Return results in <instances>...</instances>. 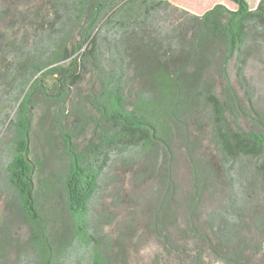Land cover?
Wrapping results in <instances>:
<instances>
[{"label":"trees","instance_id":"trees-1","mask_svg":"<svg viewBox=\"0 0 264 264\" xmlns=\"http://www.w3.org/2000/svg\"><path fill=\"white\" fill-rule=\"evenodd\" d=\"M228 1L201 15L168 0L0 3V191L27 229L12 261L0 237V264L113 262L105 192L127 170L152 183L166 259L264 264V109L248 74L264 69V0Z\"/></svg>","mask_w":264,"mask_h":264},{"label":"rangeland","instance_id":"rangeland-1","mask_svg":"<svg viewBox=\"0 0 264 264\" xmlns=\"http://www.w3.org/2000/svg\"><path fill=\"white\" fill-rule=\"evenodd\" d=\"M180 10H186L193 15H201L215 4H223L229 9H235V5L228 0H168ZM250 9H254L259 0H246ZM3 0H0V3ZM228 73L233 79V64L228 65ZM257 71L249 68L251 76V88L253 90L252 103L255 107L264 109V69ZM85 87V84H83ZM242 102L248 103L242 95ZM208 153L212 154L208 135L205 132L202 140ZM211 150V151H210ZM186 164L184 156L179 153L175 163L174 174L178 180L186 179ZM152 183L134 180L133 173L126 171L120 174L117 180H113L105 192L108 211L112 217V223L106 228L111 242L112 252L116 255L110 264H176L166 259L151 226V214L154 209L155 196L152 193ZM10 195L0 191V237L8 238L9 260L15 259L17 245H23L27 238L26 224L19 211L15 208ZM181 207V205H179ZM202 216L208 209H203ZM176 216L181 218L182 211L177 208ZM183 227L182 220L178 223ZM165 232V231H164ZM163 232V233H164ZM192 247V246H191ZM203 250V249H201ZM202 255L205 252L202 251ZM212 264L213 259L206 258Z\"/></svg>","mask_w":264,"mask_h":264}]
</instances>
